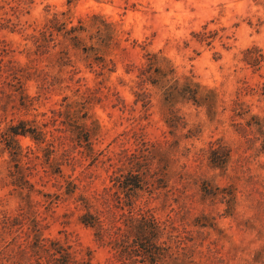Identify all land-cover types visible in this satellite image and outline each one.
<instances>
[{
	"label": "rangeland",
	"instance_id": "374dc122",
	"mask_svg": "<svg viewBox=\"0 0 264 264\" xmlns=\"http://www.w3.org/2000/svg\"><path fill=\"white\" fill-rule=\"evenodd\" d=\"M21 120L44 142L18 135L14 157ZM132 170L130 204L112 186ZM131 215L159 229L154 252L116 248ZM7 244L4 264H56L54 247L77 264H264V0H0Z\"/></svg>",
	"mask_w": 264,
	"mask_h": 264
},
{
	"label": "trees",
	"instance_id": "16d2710c",
	"mask_svg": "<svg viewBox=\"0 0 264 264\" xmlns=\"http://www.w3.org/2000/svg\"><path fill=\"white\" fill-rule=\"evenodd\" d=\"M29 122L26 120H21L20 123L17 125L10 126L7 130L5 135L7 136L8 140H10V152L14 157H18L20 153L16 150L14 145L16 137L18 135H30L32 138H34L38 143L44 142V133L39 129H25L23 125H28ZM17 143V142H16ZM134 172V173H131ZM130 173L120 175L118 177L114 178V185L113 187H116V193L123 195L126 199L130 201V204L132 202H136L141 196L142 191L144 189L145 179L142 174L139 172H136L135 170H132ZM69 193H73V191H69ZM121 197V196H120ZM90 216L92 219H84V217ZM10 218H6V221L8 225L13 227L15 225L16 221L18 219L9 220ZM98 220V217L96 215H83L81 217V221L85 222L86 224L94 226V222ZM127 224L129 228V234L126 236L127 240L119 239L116 243V248L119 249L120 253L123 254L125 252V241H129L130 239H133V242L136 243L137 246L145 250L147 253L154 252L149 251V245L151 241H156L160 238V231L159 229H156V227L153 226V223L149 221L147 216L145 215H131L127 219ZM35 222H32L30 225L31 233H29V237L32 235L33 241L30 242L31 248L36 251L37 253H41L43 250L51 253V247L46 242V239L42 238V235L35 229ZM7 227V225H5ZM9 228V227H8ZM101 240H104V237H99ZM129 239V240H128ZM116 242V241H115ZM9 244L5 246L0 245V264H4L3 260L7 257H10V249ZM57 252L59 254L58 263L56 264H77L75 260H73L72 253L69 250V248H57L54 247V253ZM127 252V247H126ZM16 256L20 255V258H24L26 256V253L24 249H20L14 253ZM19 254V255H18ZM57 254V255H58ZM55 256V255H54ZM7 260V259H6ZM156 258H153V261L156 262ZM36 264H41L40 260ZM87 264H92L91 262H88Z\"/></svg>",
	"mask_w": 264,
	"mask_h": 264
}]
</instances>
